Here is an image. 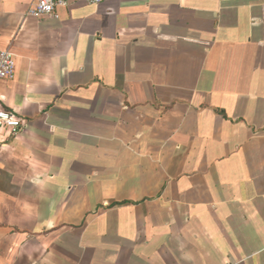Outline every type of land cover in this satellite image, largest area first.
Wrapping results in <instances>:
<instances>
[{
    "label": "crops",
    "instance_id": "crops-1",
    "mask_svg": "<svg viewBox=\"0 0 264 264\" xmlns=\"http://www.w3.org/2000/svg\"><path fill=\"white\" fill-rule=\"evenodd\" d=\"M0 0V264H264V0Z\"/></svg>",
    "mask_w": 264,
    "mask_h": 264
},
{
    "label": "built area",
    "instance_id": "built-area-1",
    "mask_svg": "<svg viewBox=\"0 0 264 264\" xmlns=\"http://www.w3.org/2000/svg\"><path fill=\"white\" fill-rule=\"evenodd\" d=\"M87 3H100L102 0H83ZM65 0H35L34 4L29 8V14L35 17L56 15V8L66 5ZM14 58L9 48L0 49V81L12 78L14 75ZM22 122L19 117L8 110L0 109V130L9 128L12 132H16L22 128Z\"/></svg>",
    "mask_w": 264,
    "mask_h": 264
}]
</instances>
